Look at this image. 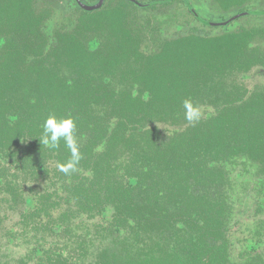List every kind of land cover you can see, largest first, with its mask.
<instances>
[{
  "label": "trees",
  "instance_id": "1",
  "mask_svg": "<svg viewBox=\"0 0 264 264\" xmlns=\"http://www.w3.org/2000/svg\"><path fill=\"white\" fill-rule=\"evenodd\" d=\"M139 1L152 3L0 0V195L21 204L24 258L264 264V86L243 82L264 68V24L214 34L183 0ZM193 1L216 18L264 9ZM185 99L201 109L195 126ZM49 115L76 121L83 158L70 175L57 169L63 142L38 138ZM247 212L254 225L236 236L231 220Z\"/></svg>",
  "mask_w": 264,
  "mask_h": 264
},
{
  "label": "rangeland",
  "instance_id": "2",
  "mask_svg": "<svg viewBox=\"0 0 264 264\" xmlns=\"http://www.w3.org/2000/svg\"><path fill=\"white\" fill-rule=\"evenodd\" d=\"M244 82L249 88L264 85V75L261 73H250ZM249 190H247V192ZM20 206L21 205L16 206L15 204H10L0 195V262H2V264H34L30 259L24 258L33 246L34 240H31V234L27 235L25 238H23V236L20 237L23 233L20 226L22 221ZM235 221L232 219L231 223L233 225V230L235 233L237 232L236 236L239 235L238 232L244 233L248 228L254 225L253 217L250 212L239 215L235 218ZM9 239L12 241H9ZM47 240L50 242L55 240V238L48 236ZM58 240L64 243L63 241H65L66 238H58ZM22 260L25 263L22 262Z\"/></svg>",
  "mask_w": 264,
  "mask_h": 264
},
{
  "label": "clouds",
  "instance_id": "3",
  "mask_svg": "<svg viewBox=\"0 0 264 264\" xmlns=\"http://www.w3.org/2000/svg\"><path fill=\"white\" fill-rule=\"evenodd\" d=\"M184 119L195 126L201 118L202 112L198 105L190 99L183 101ZM76 121L71 117H57L49 115L43 122L42 134L38 137L40 143L51 150H57L63 142L64 147L69 151L70 157L65 162L59 163L57 169L59 172L70 175L77 172L78 165L83 158L79 149L76 137Z\"/></svg>",
  "mask_w": 264,
  "mask_h": 264
},
{
  "label": "flooded vegetation",
  "instance_id": "4",
  "mask_svg": "<svg viewBox=\"0 0 264 264\" xmlns=\"http://www.w3.org/2000/svg\"><path fill=\"white\" fill-rule=\"evenodd\" d=\"M67 1L68 2L73 1L74 3H76L75 0H67ZM84 1L89 3V4H92V3H95L97 0H94L92 2L87 1V0H84ZM128 1L135 3L140 7H142L143 5H148V4L151 5V3H152V2L151 3L150 2L149 3H143V2H140L139 0H128ZM153 1L155 2L153 4H157V3H164V1H166V0H153ZM170 1L171 0H168V2H170ZM105 3H106V0H104L102 5L97 9H100ZM178 4L181 5V8H179V9L183 10L182 7H185L186 9H184V10L188 9L191 12L192 15L187 14V16L190 19V21L193 22V24L195 26H197V27L204 26V28H203L204 30H206L208 32H213L214 34L219 32V29L221 28V26H224L226 28L230 23L235 22V21H238L239 23H241L243 25L246 24L247 23L246 21L248 20V19H246L247 17H250V18L251 17H257L256 18L257 21L264 24V9H245V10L236 11L234 13H230L228 15H225L223 18H216V16H215L216 14H214L210 11L211 10L210 7H209L210 9H208V7H206V6L197 7V5L194 3L193 0H183V3H177V5ZM197 8L200 10H206V12H208V13L206 15H203L202 13L200 14L199 10ZM97 9H95V10H97ZM92 11H94V10H92ZM240 13H243V14L237 15ZM234 15H237V17L232 19V20H228L229 18H231ZM194 16L196 19H194ZM250 73H258V74L261 73L262 75H264V68L263 67H254L251 71L248 72V75L244 79V81L248 78ZM244 84H245V82H244ZM261 86H264V85H261ZM24 196H30V195L25 194ZM18 205H21V204H18Z\"/></svg>",
  "mask_w": 264,
  "mask_h": 264
},
{
  "label": "water",
  "instance_id": "5",
  "mask_svg": "<svg viewBox=\"0 0 264 264\" xmlns=\"http://www.w3.org/2000/svg\"><path fill=\"white\" fill-rule=\"evenodd\" d=\"M103 1L104 0H97L95 3L89 4V3L85 2L84 0H75L77 5L79 7H81L82 9L86 10V11H92V10H95V9L99 8L102 5ZM242 14L243 13H240V14H237V15H242ZM237 15L232 16L228 20H232V19L236 18Z\"/></svg>",
  "mask_w": 264,
  "mask_h": 264
}]
</instances>
